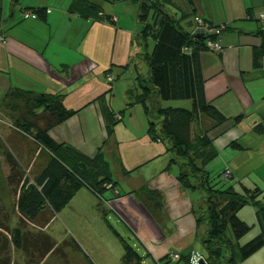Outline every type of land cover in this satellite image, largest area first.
<instances>
[{"label": "crops", "instance_id": "crops-1", "mask_svg": "<svg viewBox=\"0 0 264 264\" xmlns=\"http://www.w3.org/2000/svg\"><path fill=\"white\" fill-rule=\"evenodd\" d=\"M162 1V6L157 2L158 8L188 31L194 14L221 27L222 51H202L200 63L205 97L226 121L215 125L202 117L201 126L209 129L217 154L228 155L231 179H238L239 184H227L240 193L244 189L264 191V174H258V164L264 166V53L254 66V53L262 46L264 19L260 14H264V0ZM82 2L95 8L86 9ZM140 4L141 0H0V37L4 39L0 41V110L13 91L64 94V106L74 113L49 131L51 138L88 157H94L99 149L103 153L115 190L104 189L98 197L106 205L104 210L114 211L133 231L137 244L132 245L144 257L143 263L150 259L157 264L171 263L167 256L178 252L185 264L188 255L200 254L196 244L204 234L197 224V209L178 180L179 164L172 161L164 142L151 139L145 132L141 135L142 128L140 136L135 138L137 134L129 131L124 140L117 126L109 133V113L115 115L114 84L123 68L133 74L128 88L135 85L137 72L131 51L133 40L142 31ZM36 9H43V14L23 16V11ZM113 16L116 22L111 21ZM144 72L146 69L141 70ZM107 75L113 80H107ZM9 136L26 159L28 151L18 136ZM130 144L134 149L124 152L131 154L120 156L121 146L128 149ZM30 151L35 160L42 157V171L51 154L35 141ZM240 158L245 162H238ZM172 166H178L177 170ZM244 175L250 177L245 180ZM8 189V183L0 182V208L8 214L13 229L20 214ZM108 192L112 197L106 199L103 196ZM260 198L264 201V193ZM237 215L253 228L240 241L243 244L260 229L252 206H243ZM47 227L41 230L45 235ZM241 264H264V246Z\"/></svg>", "mask_w": 264, "mask_h": 264}, {"label": "trees", "instance_id": "trees-1", "mask_svg": "<svg viewBox=\"0 0 264 264\" xmlns=\"http://www.w3.org/2000/svg\"><path fill=\"white\" fill-rule=\"evenodd\" d=\"M82 4L86 9L95 8V5L89 3ZM140 6L141 24L147 18L149 7H152L154 12L151 14V23L145 24L140 35L132 43L131 63L137 73L134 78L135 85L125 91L126 105L141 103L144 106L149 122L148 135L151 139L167 145V150L173 155L172 161L180 166L178 180L182 186L194 183L192 187H206L207 194L203 199H211V204L207 207L209 214L203 218V215L200 216L197 210L195 211L197 224L206 226L205 234L200 237L208 254L207 258L204 257L206 264H241L264 246V201L260 198L264 191L256 188L237 192L232 185L226 183L228 178H222V173L217 185L224 187L211 186L208 181L206 166L215 158L217 150L208 136L209 129L201 126V119L205 117L215 125H220L226 118L205 97L200 53L208 50L206 41L216 36L206 33L190 35V31L185 29L179 20L158 8L156 0H141ZM43 12V9H36L31 13L36 17V13L42 15ZM261 34L262 46L254 53V66H258L259 56L264 53V32ZM147 35H151L155 40L150 54L145 43ZM143 65L147 71L144 74L141 73ZM126 71L127 67L123 68L116 77V82ZM17 93L34 95L31 92L13 91L11 98ZM36 97L37 106L42 108V113L39 116L33 113V119L22 126V130L33 131L35 142L41 149L48 151L51 157L33 182H29L18 170V163L13 156L6 152L10 169L7 183L10 194L16 198L20 218L19 225L11 229L8 214L0 208V229L10 236V240L4 239L2 244L0 242V256L8 246H13L16 250L32 249L42 255L53 251L55 244L50 241V237L31 232L27 229L28 223L40 229L48 226L83 187H88L100 196L104 190L102 183L113 184L109 163L100 149L94 157H88L69 145L57 143L49 135L54 126L74 113L64 106V94H36ZM176 100L191 101V108L161 106L163 101ZM109 114L108 127L111 134L114 124L121 117L118 118L119 116L111 112ZM231 178L232 176L229 179ZM245 205L255 209L260 231L247 242L237 243V255L231 237L241 239L251 230V226L237 215ZM45 209L49 212H45ZM102 214L104 215V212ZM227 226L232 232L231 237L226 233ZM116 235L123 246L120 264H144L141 253L120 235ZM75 245L79 246L77 243ZM221 249L226 251L223 257L219 254ZM182 259L183 256L180 255V261ZM187 259L188 256L185 264ZM0 264H7V260L0 259Z\"/></svg>", "mask_w": 264, "mask_h": 264}, {"label": "rangeland", "instance_id": "rangeland-1", "mask_svg": "<svg viewBox=\"0 0 264 264\" xmlns=\"http://www.w3.org/2000/svg\"><path fill=\"white\" fill-rule=\"evenodd\" d=\"M156 2L159 4L161 3V6L163 4L162 0H156ZM151 12L152 7H149L147 18L144 20L143 24H140L141 28H143L145 24L151 23ZM145 43L147 52L150 54L153 50L155 40L151 35H147L145 38ZM143 69H145L144 65ZM125 76L126 78H121L114 84V93L117 94L113 98L114 104L112 105L115 115H117V117L119 116L118 118L121 117L120 120L115 118L117 122L114 124V129L116 126L118 127L119 136L122 138V140L130 136L128 135L129 131H133L135 134H137L135 136V138H137V136H140L141 128L143 130L141 135L144 132L147 134L149 128V122L145 114L144 106L141 103L135 104L133 106H127L125 104V91L128 89L127 83L130 82V77L133 76V74L131 71H128ZM37 98L38 97H36V95L17 93L12 98H10L9 102L5 104L4 108L0 110V170L2 171V174L0 175L1 183H7V177L10 173L8 158L6 156L7 153H10L13 156L14 160L18 163V170L22 173L25 179L29 180V182H33L36 176L40 173L41 164L39 162L42 161V157L39 156L40 158H38V161L35 160L30 153L35 141L33 137L34 132L22 130V126L33 119V113H35L34 115L36 116H39L42 113V108L37 106ZM34 106H36V108H34ZM161 106L190 109L191 101H163L161 102ZM154 121L156 122L157 120ZM193 130H196L195 126ZM11 132L14 133L15 136H18L19 143H22V145L28 151H25V154L28 156L26 159L16 151L14 147L15 144H13L14 138L9 136L12 135ZM16 139L17 138L15 137V140ZM100 142L102 143L103 140ZM101 143L99 146L102 145ZM137 147L141 148L142 145L137 144ZM131 149H134L133 144H130L128 149L125 146H121L119 155L121 156L123 154H128L130 152L127 153L124 152V150L131 151ZM227 156V154L223 153L220 155L217 154L215 158L209 162L210 164L208 165L206 172H208V181L211 186L224 187V185L218 186L217 184L220 173L224 172L226 168H229L226 165ZM242 161L245 162L243 158L238 159V162ZM236 162L237 161L234 163ZM173 164L175 163H171V165ZM262 164L263 163L258 164V174L260 173L261 176L264 174V166H262ZM172 167L174 170H177L178 166ZM243 177V179L247 180L250 175H244ZM230 181H232L234 184H239L238 179H228L226 183H229ZM102 185L104 189L115 190L113 184L110 186L108 184L102 183ZM192 185H194V183L191 185H186L188 195L190 196V200L192 201L193 205L197 209V213L200 216L203 215L204 218L209 214L207 207L209 204H211V199L208 198L206 201L203 199L207 194L206 187L199 189L196 186L192 187ZM124 186H127V184L124 183ZM141 194H144V191H142ZM11 197L13 200L16 199L13 196ZM103 197L109 199L112 197V194L111 192H108ZM104 209L107 208L106 205H104L101 197H98V195L93 193L89 188L84 187L75 194L71 201L63 209H61L60 212L56 214L46 229V234L50 237V241L55 244V249L53 251L46 255H42L41 253L35 252L32 249L24 251L16 250L13 246H8L1 254L0 259H6L7 264H120L121 257L123 255V246L116 233L130 244L134 243L136 245L137 242L134 239V233L130 227H128L114 211H108ZM44 211L47 213L49 212L46 209ZM103 212L104 215L102 214ZM19 218L20 217L16 216L14 219L16 226L19 225ZM27 229L36 234H44L41 229L32 226L30 223H28ZM199 229H201L200 233L205 234V224H200ZM252 229L253 228L251 227V230L244 237L236 240V238L232 236L230 228L227 226L226 233L229 237L232 236L231 240L234 245V252L237 255V243L239 241H244L250 235L249 233H251ZM4 239L10 240L9 233L4 230H0L1 244L3 243L2 241ZM76 243L79 245L78 247L75 245ZM196 245V250H198V252L203 257L207 258V250L200 239ZM137 246L139 250L142 249L139 245ZM176 253L178 252H171L167 256V261L171 263L166 264H172L175 262H179L178 264H184L182 261L180 262V259L174 261L175 259L173 255ZM219 254L221 257H223L226 254V251L221 249ZM145 258L147 259V256H145ZM144 264L157 263L150 259L145 260Z\"/></svg>", "mask_w": 264, "mask_h": 264}, {"label": "built area", "instance_id": "built-area-1", "mask_svg": "<svg viewBox=\"0 0 264 264\" xmlns=\"http://www.w3.org/2000/svg\"><path fill=\"white\" fill-rule=\"evenodd\" d=\"M23 16L24 17H30V18H36L34 14L32 13H28V12H23ZM260 19H264V14H260ZM117 18L115 16H113L111 18V21L116 22ZM192 22H193V26L192 29L190 30V35H196L198 33H206V34H210V35H215L216 38L214 39H208L206 41V47L209 51L212 52H216L219 53L222 51V46L219 40V36L221 33V27H215L213 25H211L209 22H207L206 20H204L201 16L199 15H193L192 16ZM0 41L4 42V39L2 37H0ZM107 80L112 81V77H110L109 75H107ZM232 176L231 170L229 168H226V170H224V172H222V178L226 179V178H230ZM108 185L111 186V183H109ZM40 229V228H39ZM45 228H41V230H43ZM174 257V261H177L180 259V254L176 253L173 255ZM201 262H205V259L202 255L193 252L188 256L187 262L186 264H201Z\"/></svg>", "mask_w": 264, "mask_h": 264}, {"label": "water", "instance_id": "water-1", "mask_svg": "<svg viewBox=\"0 0 264 264\" xmlns=\"http://www.w3.org/2000/svg\"><path fill=\"white\" fill-rule=\"evenodd\" d=\"M201 264H205L204 262H201Z\"/></svg>", "mask_w": 264, "mask_h": 264}]
</instances>
